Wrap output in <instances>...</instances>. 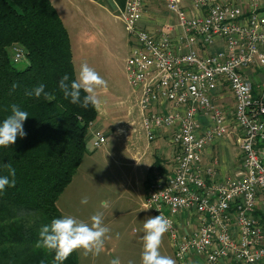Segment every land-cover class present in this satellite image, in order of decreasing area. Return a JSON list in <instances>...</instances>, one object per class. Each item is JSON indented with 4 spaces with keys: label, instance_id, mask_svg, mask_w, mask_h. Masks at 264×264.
Listing matches in <instances>:
<instances>
[{
    "label": "built area",
    "instance_id": "1",
    "mask_svg": "<svg viewBox=\"0 0 264 264\" xmlns=\"http://www.w3.org/2000/svg\"><path fill=\"white\" fill-rule=\"evenodd\" d=\"M163 3L175 21L152 31L143 25L148 0H125L117 15L132 42L125 71L139 120L119 121L112 132L151 142L173 130L170 171L151 179L143 205L170 220L178 264H264V0ZM10 51L15 63L25 59L21 46ZM224 85L229 112L212 98ZM226 136L241 163L219 179L218 159L203 156ZM90 137L93 148L107 143L101 128Z\"/></svg>",
    "mask_w": 264,
    "mask_h": 264
},
{
    "label": "trees",
    "instance_id": "2",
    "mask_svg": "<svg viewBox=\"0 0 264 264\" xmlns=\"http://www.w3.org/2000/svg\"><path fill=\"white\" fill-rule=\"evenodd\" d=\"M14 44L25 50L23 68L12 60ZM64 75L69 83L77 79L68 31L51 1L0 0V123L11 115L12 104L29 114L26 136L0 147V176L13 179L6 163L16 171L15 186L0 192V264H59L54 253L36 247L39 231L61 218L56 201L82 161L89 123L98 118L97 108L64 98ZM13 83L19 85L15 91ZM40 84L49 99L26 95ZM154 165L156 173H165L159 160ZM153 175L152 170L146 185ZM63 264H78L77 251Z\"/></svg>",
    "mask_w": 264,
    "mask_h": 264
},
{
    "label": "rangeland",
    "instance_id": "3",
    "mask_svg": "<svg viewBox=\"0 0 264 264\" xmlns=\"http://www.w3.org/2000/svg\"><path fill=\"white\" fill-rule=\"evenodd\" d=\"M66 1L68 16L64 15L63 21L70 36L76 78L80 66L86 63L107 82L106 88L97 89L103 111L98 119L104 118L109 130L118 121L131 118L138 121L136 96L125 71L131 44L122 23L105 14L106 18L95 28L91 24L92 18H85L80 12L85 2ZM25 65V60L16 63L18 68ZM97 126L98 123L89 128L82 161L56 204L61 217L72 216L86 223H90L92 215L101 213L104 225L110 230L98 254L77 250L78 264H141L143 222L157 216L150 208L143 210L146 183L152 170L154 172V159L166 162L167 173L173 156L156 152L140 133L123 140L106 130L112 140L93 148L90 130ZM85 197L87 203H81ZM160 252L175 260L167 233L163 236ZM175 264H178L176 260Z\"/></svg>",
    "mask_w": 264,
    "mask_h": 264
},
{
    "label": "clouds",
    "instance_id": "4",
    "mask_svg": "<svg viewBox=\"0 0 264 264\" xmlns=\"http://www.w3.org/2000/svg\"><path fill=\"white\" fill-rule=\"evenodd\" d=\"M18 87L17 83L12 84L13 91ZM106 87L107 82L94 68L86 63L80 66L76 80L69 83V76L64 75L59 82V88L63 92L64 98H70L72 104H79L85 109L89 105L97 109L101 106L97 89ZM81 91L85 93L82 101ZM26 95L35 96L36 98L43 95L45 99L50 98V94L45 91L43 84L26 93ZM28 117L27 111L21 110L16 104L11 105V115L0 123V147L7 148L16 142L18 136L21 138L26 136L23 123ZM4 168L8 170L13 179L10 180L9 176H0V192H3L6 186H15V169L10 163H6ZM81 203H87V198H83ZM148 209L149 207L146 206L143 210ZM170 227V220L162 214L149 217L143 222L144 235L142 237L141 264H175L174 259L162 255L160 252L163 236ZM109 231V228L103 223L101 213L92 215L90 223L80 221L72 216H64L53 219L50 224L40 229L36 247L43 248L48 253H54V261L63 264L77 250L82 249L85 254H98L103 248Z\"/></svg>",
    "mask_w": 264,
    "mask_h": 264
},
{
    "label": "crops",
    "instance_id": "5",
    "mask_svg": "<svg viewBox=\"0 0 264 264\" xmlns=\"http://www.w3.org/2000/svg\"><path fill=\"white\" fill-rule=\"evenodd\" d=\"M50 1L57 10L65 26L63 18L64 15L68 13V9H67L68 2L66 0H50ZM81 1L85 2L80 8L81 14L84 15L85 18L88 19L92 18L93 21L91 22V24L95 28L96 25L99 26L102 20L106 18L105 14L109 15L114 19L119 20L117 15L119 13V10H121L125 4V0H81ZM66 16H68V14ZM174 21H175L174 16L168 13L167 10L165 9L163 0H148V4L145 9V13L143 15V25L146 27V29L152 31L155 30V28H157L162 23H173ZM129 42L130 44H132L130 39ZM258 82H254V90L256 94L259 92V89L257 87ZM212 98L214 102L220 105L224 110H226V112H229L233 107L232 95L229 92V89L225 85L222 86L221 88H218L213 93ZM97 110H98V116L103 115V111L100 107ZM104 122H105L104 118L103 119L97 118L93 122V125H96L98 123L97 128H101L102 130L105 131L107 135V141L110 142L112 140V137H110L109 135L110 133L108 131L106 132V130H109V128L105 127L106 124ZM118 122H116L115 125ZM112 130L113 128L110 129L109 131L112 132ZM112 134L114 133L112 132ZM172 134H173L172 129H164L159 132V136L154 141L146 142V143L147 144L150 143L149 147H152L153 149L155 148L156 152L158 153H164L166 156H171V155L173 156L174 146L170 142V138ZM217 158H218V166L216 170L219 179L226 177L228 174H230L233 171V169L236 168V166H238L241 163V156L235 145L234 136H226L224 138L215 139L212 143L206 146L204 150L203 162L209 163L212 160H216ZM155 160L156 159H154V162ZM161 163L164 170H166L167 169L166 162H161ZM158 169L160 168L158 167ZM157 171H158L157 169L154 170V173H156Z\"/></svg>",
    "mask_w": 264,
    "mask_h": 264
}]
</instances>
